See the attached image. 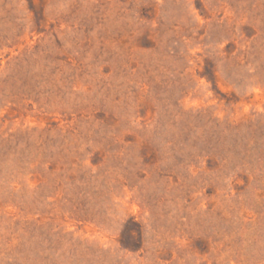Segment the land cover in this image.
<instances>
[{
    "label": "rangeland",
    "instance_id": "1",
    "mask_svg": "<svg viewBox=\"0 0 264 264\" xmlns=\"http://www.w3.org/2000/svg\"><path fill=\"white\" fill-rule=\"evenodd\" d=\"M0 264H264V0H0Z\"/></svg>",
    "mask_w": 264,
    "mask_h": 264
}]
</instances>
